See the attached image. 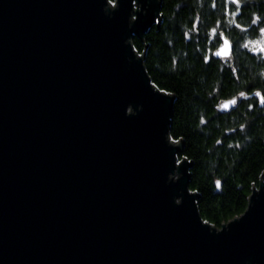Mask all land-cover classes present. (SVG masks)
I'll list each match as a JSON object with an SVG mask.
<instances>
[{
    "label": "water",
    "instance_id": "obj_1",
    "mask_svg": "<svg viewBox=\"0 0 264 264\" xmlns=\"http://www.w3.org/2000/svg\"><path fill=\"white\" fill-rule=\"evenodd\" d=\"M160 11L161 0H0V264H264V171L242 215L220 229L200 217L169 135L174 97L132 45ZM219 40L212 57L233 68ZM244 94L217 111L264 108L259 91Z\"/></svg>",
    "mask_w": 264,
    "mask_h": 264
},
{
    "label": "trees",
    "instance_id": "obj_2",
    "mask_svg": "<svg viewBox=\"0 0 264 264\" xmlns=\"http://www.w3.org/2000/svg\"><path fill=\"white\" fill-rule=\"evenodd\" d=\"M160 15L132 45L154 86L174 97L170 138L183 141L200 217L220 229L244 213L264 171V108L249 99L227 114L216 109L238 93L264 97V51L246 47L264 35V0H161ZM221 32L233 68L212 57Z\"/></svg>",
    "mask_w": 264,
    "mask_h": 264
},
{
    "label": "rangeland",
    "instance_id": "obj_3",
    "mask_svg": "<svg viewBox=\"0 0 264 264\" xmlns=\"http://www.w3.org/2000/svg\"><path fill=\"white\" fill-rule=\"evenodd\" d=\"M114 3V2H112ZM247 48H250L254 51H264V40L258 39L256 41L248 42L246 45Z\"/></svg>",
    "mask_w": 264,
    "mask_h": 264
},
{
    "label": "clouds",
    "instance_id": "obj_4",
    "mask_svg": "<svg viewBox=\"0 0 264 264\" xmlns=\"http://www.w3.org/2000/svg\"><path fill=\"white\" fill-rule=\"evenodd\" d=\"M257 39H261L264 40V35L258 36ZM262 56H264V53L261 54ZM239 95L244 96V93H239Z\"/></svg>",
    "mask_w": 264,
    "mask_h": 264
},
{
    "label": "snow or ice",
    "instance_id": "obj_5",
    "mask_svg": "<svg viewBox=\"0 0 264 264\" xmlns=\"http://www.w3.org/2000/svg\"><path fill=\"white\" fill-rule=\"evenodd\" d=\"M219 186V185H218Z\"/></svg>",
    "mask_w": 264,
    "mask_h": 264
}]
</instances>
